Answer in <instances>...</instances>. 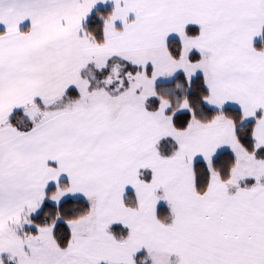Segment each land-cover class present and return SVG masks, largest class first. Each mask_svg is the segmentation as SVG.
<instances>
[{"label": "snow or ice", "instance_id": "1", "mask_svg": "<svg viewBox=\"0 0 264 264\" xmlns=\"http://www.w3.org/2000/svg\"><path fill=\"white\" fill-rule=\"evenodd\" d=\"M0 264H264V0H0Z\"/></svg>", "mask_w": 264, "mask_h": 264}]
</instances>
